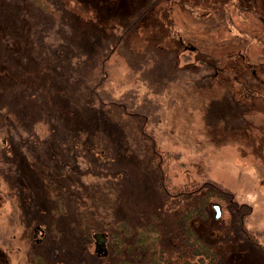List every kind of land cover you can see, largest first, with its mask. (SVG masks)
<instances>
[{
    "label": "rangeland",
    "instance_id": "obj_1",
    "mask_svg": "<svg viewBox=\"0 0 264 264\" xmlns=\"http://www.w3.org/2000/svg\"><path fill=\"white\" fill-rule=\"evenodd\" d=\"M66 1L0 0L2 264L81 261L92 222L178 233L204 204L216 264H264V0Z\"/></svg>",
    "mask_w": 264,
    "mask_h": 264
},
{
    "label": "trees",
    "instance_id": "obj_2",
    "mask_svg": "<svg viewBox=\"0 0 264 264\" xmlns=\"http://www.w3.org/2000/svg\"><path fill=\"white\" fill-rule=\"evenodd\" d=\"M20 2H26L27 0H17ZM34 2L40 3V0H33ZM46 1L47 5L49 4L50 0H44ZM68 0L66 3L68 4ZM151 5H154L156 2L155 0L149 1ZM45 3V2H43ZM69 5V4H68ZM50 9V8H48ZM67 9L71 10L74 14L73 17H77V19H88L90 22L92 21L87 16L92 15L90 13L93 8L87 10L82 9V6L74 3L73 6L68 7ZM83 10V16L79 15L82 14ZM88 11L89 14L86 15V12ZM96 13L95 10L93 11V14ZM158 36V33L155 32V37ZM156 38H153L151 40H154ZM238 68L234 71L235 77L233 81L239 82L241 79L238 75ZM239 78V79H237ZM244 85H240V90L237 92H242ZM234 92V91H233ZM258 92V91H257ZM159 169H161V172H163L162 165H158ZM162 175V173H161ZM171 195V192H168ZM188 191L186 192L185 197H187ZM199 207V208H198ZM209 207L207 204L205 205H199L194 210L191 208L188 209L180 218L184 221V224L181 225V229L178 230L179 226H177V231L173 228H169L168 234H174L177 238L183 236V245L185 248L187 247L190 251V255L192 256H200L199 259L193 260V259H186L182 260L180 259V255L172 256L168 253L166 248L161 245L159 238L161 236H167L168 232L165 230V228H162L160 226L159 220H152L146 222L145 225L141 226L140 231L137 232L135 229V226L132 221H125L119 222L118 224H114L110 226V223L105 224L108 232L110 233L109 236V243H110V249L111 254L105 255V256H99L95 252L92 251L89 252L86 257H84L83 260H75L73 264H216V261L218 260L217 257L219 256L217 249H215L214 244L211 242H207L205 239H203L199 235V231L197 228L193 226V221L195 220L193 217L195 213H198L199 215H202L203 217L207 216V209ZM95 222H92L91 226H88L89 228L86 230L81 229L80 226L77 227V234L84 237L85 240L89 241L92 238L91 232L95 228L93 226ZM180 241H182L180 239ZM90 244V242H89ZM91 245V244H90ZM178 253V252H176ZM179 254V253H178ZM182 256V255H181ZM40 258V259H39ZM39 260L35 261V264H49L43 257H39ZM86 258V259H85ZM55 264H72L70 261L65 259V257L62 258L61 261Z\"/></svg>",
    "mask_w": 264,
    "mask_h": 264
},
{
    "label": "water",
    "instance_id": "obj_3",
    "mask_svg": "<svg viewBox=\"0 0 264 264\" xmlns=\"http://www.w3.org/2000/svg\"><path fill=\"white\" fill-rule=\"evenodd\" d=\"M215 206L217 208V211L220 213V206L218 205ZM94 238L96 243V248H95L96 252L98 254H106L108 251L107 243H106L108 237L106 236V234L104 232H96L94 234Z\"/></svg>",
    "mask_w": 264,
    "mask_h": 264
},
{
    "label": "bare ground",
    "instance_id": "obj_4",
    "mask_svg": "<svg viewBox=\"0 0 264 264\" xmlns=\"http://www.w3.org/2000/svg\"><path fill=\"white\" fill-rule=\"evenodd\" d=\"M92 153H94V152H92ZM159 171L161 172V169H159ZM161 173H163V172H161ZM177 196V195H176ZM199 208V207H198ZM208 213H210V208H208L207 209V215H208ZM220 213H221V211H220ZM217 210H215V216H217V217H219V215L218 214H220ZM179 218L181 217V216H178ZM97 224V225H96ZM105 224V222H100V223H95L93 226H95V228L92 230V232H91V235L93 236L96 232H104L105 234H106V236L107 237H109L110 236V233L108 232V230L107 229H105L106 228V226L104 225ZM103 229V230H102ZM94 243H95V238H94ZM107 243V248H108V251H107V253L108 254H111L110 252H111V249L109 248V243L108 242H106ZM95 248H96V243H95ZM106 253V254H107Z\"/></svg>",
    "mask_w": 264,
    "mask_h": 264
},
{
    "label": "flooded vegetation",
    "instance_id": "obj_5",
    "mask_svg": "<svg viewBox=\"0 0 264 264\" xmlns=\"http://www.w3.org/2000/svg\"><path fill=\"white\" fill-rule=\"evenodd\" d=\"M194 47V46H193ZM192 47V48H193ZM239 55H241L242 57H243V60H246V55L244 54V53H239ZM236 60H238V59H236ZM234 63H235V61H234ZM247 65L249 66V67H253L254 66V64L253 63H249V62H247ZM231 67L230 68H232L233 66H234V68L235 67H237V66H235V65H230ZM238 68V67H237ZM252 69V68H251ZM259 72V71H258ZM257 72V70H256V67H253V70H251V74L253 73V76H254V78H257L258 77V80H261L262 82H264V77L263 76H259L258 73ZM218 73H219V71H218ZM39 227V226H38ZM38 227H36V230L37 229H39ZM34 235H36V233H34ZM0 264H2V262H1V259H0Z\"/></svg>",
    "mask_w": 264,
    "mask_h": 264
}]
</instances>
